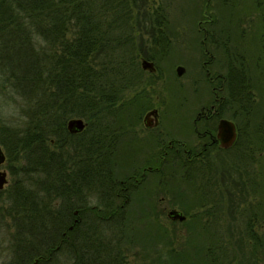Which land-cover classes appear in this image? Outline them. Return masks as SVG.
Returning a JSON list of instances; mask_svg holds the SVG:
<instances>
[{"label":"trees","instance_id":"1","mask_svg":"<svg viewBox=\"0 0 264 264\" xmlns=\"http://www.w3.org/2000/svg\"><path fill=\"white\" fill-rule=\"evenodd\" d=\"M139 24L131 0H0L3 92L19 95L26 115L21 128L0 120V143L9 162H27L26 176L17 181L36 179L38 187L17 184L11 194L14 264L128 263L124 246L138 226L122 213L124 206L113 205L115 196L147 193L140 185L149 174L164 178L161 161L118 175L117 139L126 128L120 123L140 120L153 81L144 75L132 39ZM164 24L161 18L152 23V32L160 33L153 44L162 41ZM74 116L87 122L84 133L67 129ZM166 157L175 191L185 193L186 183L195 194L211 192L208 153L193 150L187 160L170 149ZM190 167L200 173L184 174ZM85 194L100 196L90 209L101 211L86 212ZM213 248H200L202 262L172 252L165 264H229L226 253Z\"/></svg>","mask_w":264,"mask_h":264},{"label":"rangeland","instance_id":"2","mask_svg":"<svg viewBox=\"0 0 264 264\" xmlns=\"http://www.w3.org/2000/svg\"><path fill=\"white\" fill-rule=\"evenodd\" d=\"M206 1L131 0L140 20L139 31L132 33L134 45L142 53L139 58L140 66L142 67V59L146 58L145 54L154 56L153 59H146L154 62L157 71L159 69V73H157L159 76H156V74L151 76V73L155 72L144 69V75L153 79L152 85H147L149 104L144 106V109L140 112L141 114H137V117L140 116V120L133 118L128 123H120V126L126 128L119 133V135L122 134L121 136H116V139L118 137V145H116V151L118 150L117 161L120 163L118 166L119 176L148 165L151 167L152 163L159 164L160 160L158 161V158L161 155L159 146L162 142L158 146L155 143V136H161L162 132L165 133L163 135L164 142L168 139L175 142L179 140L187 142L188 146H194L197 142V137L192 129L193 115L200 102L208 103L210 99L208 84L203 79L204 74L201 73L202 69L199 61L198 48L201 35L197 30V25H195L196 20L202 16ZM221 1L208 0L207 13L212 11L215 16L219 17H227L230 14L234 18L238 16L243 18L240 20L241 22L237 23L238 25L234 23L235 44L238 42L241 45V41L246 43L253 40V45H255L258 28L257 24L251 20L255 12L254 0H234V10H232L233 8L229 9L226 5L224 6ZM158 18L164 20L165 32L162 41L153 44L151 38L153 36L159 37L160 33L152 32L151 25L157 23ZM154 49H157L158 53L156 55ZM2 65L0 60V117H2L0 120L1 123L8 121L21 128L24 120H26L21 98L16 93L9 91L11 93L9 96L3 92L4 73L1 71ZM179 65L185 68L181 75H178L176 71ZM261 86L255 98L254 115L251 116L249 123L250 129L253 131L249 138L255 141V144L259 138L257 136V126L258 128L262 127L261 133H264V84ZM7 89L9 90V88ZM127 95L135 100V91L130 90ZM154 108L159 111L158 126L153 129L145 128L144 116L147 111ZM236 122L240 128L247 124V121L237 119ZM2 125L0 124V126ZM81 133H84V130ZM261 139L263 141V138ZM0 145L6 154V160L0 164V170L7 173V182L0 190V264H14L11 239L14 229L11 227V218L7 212L12 202L11 194L14 189L22 184L25 185L26 189L35 190L38 187L35 186L36 179L26 180L24 178V183H20V180L17 181L19 177L26 176L24 171L27 162L22 158L12 163L9 162L4 146L1 143ZM71 149L68 148V150ZM260 150L261 152H255V156L257 159L262 160L260 164V168H262V185L258 193L261 194L260 197L264 200V143ZM247 157L238 148H234L228 153L210 152L208 157L209 164L219 158L220 161L222 159V161L229 162L225 164L231 167L233 178L230 186L231 200H227V208L223 206V209L227 210V216L223 217L221 231L217 233L220 239L219 243L225 246L214 248L216 253L223 251L226 253L229 264L251 263L249 259H244L246 248L244 241L247 236L241 229L242 218L240 216L246 193L242 183L243 164L247 161ZM208 167L211 171L209 177L211 180L215 175L216 168L210 165ZM146 179L147 182H142L140 186L146 187L147 193L142 191V197L138 200L135 198L138 193L130 195L129 202L123 205L125 209L122 213L129 218L131 217V222L134 224L132 226H135V224L138 226V228L135 226L132 231L137 234L132 235L133 238L131 237L132 239L125 243V249L123 248L127 264H165V260L172 252L182 254L188 260L196 259V261L202 262L201 257L204 253L200 248H211L215 240V234L210 225L211 217L208 212L211 204L206 203L203 205V203H200L201 201L194 197L195 193L188 188L186 183H183L185 184V193L181 194L174 190L175 187L171 185L169 177L162 178L160 182L155 175L150 176L149 174ZM17 184L19 186H16ZM20 188L23 189V185ZM184 195L186 196L184 197ZM162 196L166 197L165 200L161 199ZM85 197L87 199V209L100 204V196L97 194L88 196L85 194ZM181 197L186 201L182 200ZM115 198L117 197L115 196ZM185 202L189 204L188 207L184 205ZM120 204L121 200L115 199L113 205L118 206ZM191 204H194L193 207H190ZM145 205H150L152 208L149 206L147 209ZM174 205H176V209L182 210L188 216V221L185 223L172 221L167 216V211L172 209ZM230 214L235 218H231ZM223 248L225 249L223 250ZM176 260L178 262L181 259L177 258ZM253 260L257 261V259ZM262 263L264 264L263 260ZM67 264H69V260H67Z\"/></svg>","mask_w":264,"mask_h":264},{"label":"flooded vegetation","instance_id":"3","mask_svg":"<svg viewBox=\"0 0 264 264\" xmlns=\"http://www.w3.org/2000/svg\"><path fill=\"white\" fill-rule=\"evenodd\" d=\"M221 2L229 9H232L234 6V0H222ZM207 7L208 0L205 2L202 16L195 22L197 30L201 35L198 48L199 61L202 69L201 73L204 74L203 79L208 84L210 98L208 103L200 102V99L199 107L193 115L192 129L197 137V142L194 146H188L187 142L179 140L174 144L172 139L164 142L165 138L163 135L165 133L162 132L161 136H155V143L158 146L162 142L159 146L161 155L158 161L160 160L162 162L164 178H166L169 177L170 164L166 156H168L170 149L181 151L187 160L191 159L190 153L193 150L197 154L202 152L210 154V152L228 153L234 148H238L248 155L252 154L253 156L243 164V185L246 193L242 202L244 203V207H242L240 212L242 218L241 229L247 236L244 241L246 247L244 259H249L251 261L249 264H261L262 260L264 261V200L263 198L261 199V194L258 191L262 185V168H260L262 160L257 159L255 152H261L260 149L264 143V134L261 133V129L257 130V136L259 138L255 144V141L249 138L253 134L249 123L251 116L254 115L255 98L257 97L259 88L264 84V0H254L255 12L251 20L257 24L258 28L256 31L255 38L257 42L255 41V45H253V40L246 43L241 41V45L238 42L235 44L234 23H239L243 18L239 16L234 18L230 14L227 17L215 16L212 11H208L207 13ZM157 116L158 121L153 126H146L144 120L145 128L153 129L157 127L160 120L159 111ZM149 118L153 119V116ZM222 118L232 120L235 123L237 131L235 142L227 148L220 145V140L217 136L219 123ZM236 119L247 121V124L243 128H240ZM261 138H263V141ZM186 162H182V165H193L192 163ZM225 163L228 164L229 162L220 161L219 158L212 161V164L206 163V165L216 168L215 175L210 181L211 192L194 195L199 201L204 200V202H200L203 205L206 203L211 204L208 212L211 217V229L215 234L213 243L215 249L222 246L219 243L220 239L217 233L221 231L220 227L222 226L223 217L227 216V210L223 209V206L227 208V200H231L230 186L233 178L231 167L226 166ZM194 165L198 167L197 163H194ZM146 168H150V166L148 165ZM198 172L200 173V170H194L190 167L189 170L184 171V174L190 175L191 173L196 174ZM205 173L211 174L210 169L209 171H205ZM143 174L145 173L142 170L141 175ZM135 180H138V178H135ZM136 195L135 198L137 200L142 197L140 194ZM116 197V199L121 200V206L127 204L130 199L120 194H117ZM165 198V196L161 197L162 200H165ZM181 199L185 200L182 197ZM122 201L124 202L122 203ZM184 205L186 207L189 206L187 202ZM193 205L191 204L190 207H193ZM149 206H146L147 209ZM175 206H172V209H176ZM150 207L152 208V206ZM170 210L167 211V216L172 221L181 223L188 221V216L182 210L180 211L186 216L184 220L170 217ZM95 211H101V209L86 210L87 213L91 214H94ZM164 211L166 210L164 209ZM230 216L233 219L235 218L231 214ZM253 259H257V261Z\"/></svg>","mask_w":264,"mask_h":264},{"label":"water","instance_id":"4","mask_svg":"<svg viewBox=\"0 0 264 264\" xmlns=\"http://www.w3.org/2000/svg\"><path fill=\"white\" fill-rule=\"evenodd\" d=\"M141 65L143 69L150 70L157 72V68L152 60H148L146 58H143L141 61ZM177 74L181 75L185 68L182 65L177 66L176 68ZM158 110L156 108L149 110L146 115L144 116L145 125L146 126H153L158 121ZM153 116V119H150L149 117ZM87 126V122L82 117H72L68 119L67 121V129L71 133H77L81 132L85 129ZM236 126L235 123L226 118H222L219 123V129L217 136L220 140V145L222 147H230L236 140ZM6 160V154L0 145V164L3 163ZM7 173L6 171L0 170V189L4 187V184L7 182ZM170 217L174 219L184 220L186 218L185 214L178 210V209H172L169 211ZM72 227V226H71Z\"/></svg>","mask_w":264,"mask_h":264}]
</instances>
